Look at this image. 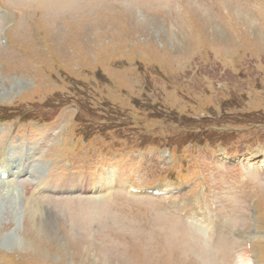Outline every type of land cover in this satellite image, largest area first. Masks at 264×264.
<instances>
[{
    "label": "rangeland",
    "instance_id": "1",
    "mask_svg": "<svg viewBox=\"0 0 264 264\" xmlns=\"http://www.w3.org/2000/svg\"><path fill=\"white\" fill-rule=\"evenodd\" d=\"M0 7V32L11 23L0 43V156L33 153L26 179L0 181V264H247L248 236L264 264V174L217 158L264 154V0ZM63 157L86 176L52 162ZM113 174L190 190L34 188L107 190ZM27 205L51 218L50 231Z\"/></svg>",
    "mask_w": 264,
    "mask_h": 264
},
{
    "label": "bare ground",
    "instance_id": "2",
    "mask_svg": "<svg viewBox=\"0 0 264 264\" xmlns=\"http://www.w3.org/2000/svg\"><path fill=\"white\" fill-rule=\"evenodd\" d=\"M27 207L31 210V213L36 215L35 225L37 228H40L43 231H50L52 229L51 220H50L51 218H46L48 215L44 214L42 211L40 212L37 207H33V206H29V205H27ZM24 220H26V223L30 222V218H28V217ZM236 262H237V264H245L244 259L241 258V255L238 256V259L236 260Z\"/></svg>",
    "mask_w": 264,
    "mask_h": 264
}]
</instances>
